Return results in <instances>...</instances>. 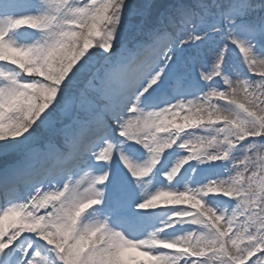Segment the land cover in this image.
Returning <instances> with one entry per match:
<instances>
[{
	"label": "snow or ice",
	"instance_id": "snow-or-ice-1",
	"mask_svg": "<svg viewBox=\"0 0 264 264\" xmlns=\"http://www.w3.org/2000/svg\"><path fill=\"white\" fill-rule=\"evenodd\" d=\"M0 264H264V0H0Z\"/></svg>",
	"mask_w": 264,
	"mask_h": 264
}]
</instances>
